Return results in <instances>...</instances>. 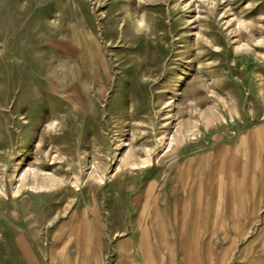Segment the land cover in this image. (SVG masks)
Instances as JSON below:
<instances>
[{"label":"rangeland","instance_id":"rangeland-1","mask_svg":"<svg viewBox=\"0 0 264 264\" xmlns=\"http://www.w3.org/2000/svg\"><path fill=\"white\" fill-rule=\"evenodd\" d=\"M260 123L264 0H0V264H264L183 241Z\"/></svg>","mask_w":264,"mask_h":264},{"label":"crops","instance_id":"crops-1","mask_svg":"<svg viewBox=\"0 0 264 264\" xmlns=\"http://www.w3.org/2000/svg\"><path fill=\"white\" fill-rule=\"evenodd\" d=\"M253 130V148L251 153H246L251 162H243V138L235 149H229V154L233 155L239 164L235 166L233 174H230V179L226 166L224 169H218L220 193L207 196L205 192L203 206L199 205L198 209L193 210L195 221L198 215L201 219L195 224V228L190 229V236L183 241H228L229 237L231 241L232 238H235V241H264V123L254 126ZM231 188V198L241 201L239 211L244 213L243 217L247 219L248 213L251 214L247 223L239 221L237 216L236 220L231 219L229 222L227 211L223 212L222 206L226 204L228 190ZM249 229L257 231L244 239V231Z\"/></svg>","mask_w":264,"mask_h":264},{"label":"bare ground","instance_id":"bare-ground-1","mask_svg":"<svg viewBox=\"0 0 264 264\" xmlns=\"http://www.w3.org/2000/svg\"><path fill=\"white\" fill-rule=\"evenodd\" d=\"M87 55H88V63L90 65V67L95 68L94 66H95V63L97 61V55H96L95 47L94 46H92V45L89 46V50L87 51ZM148 161L150 162V159H148ZM83 230H85V226L83 227Z\"/></svg>","mask_w":264,"mask_h":264}]
</instances>
